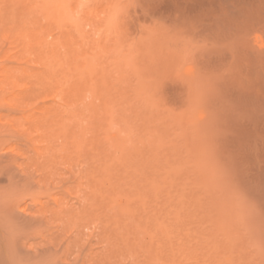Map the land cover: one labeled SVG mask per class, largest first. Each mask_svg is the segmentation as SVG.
<instances>
[{
    "label": "bare ground",
    "instance_id": "6f19581e",
    "mask_svg": "<svg viewBox=\"0 0 264 264\" xmlns=\"http://www.w3.org/2000/svg\"><path fill=\"white\" fill-rule=\"evenodd\" d=\"M2 1H1L2 4L0 3V5L3 6L2 8L0 6V11H3L2 14H0V264H100V262L102 263L104 261L106 263V262H108L107 261L108 258H105V260L102 258L103 261L100 260L99 258H101V256L98 257V254H99V250L97 249L98 247L91 245L92 243L89 241L90 238H93V241L95 242L94 235H93V233L95 232V231H93L94 229L91 230L92 233L90 232L91 235L88 237L89 239H87V240L86 239L82 240V238H80L82 236L78 235V232L80 231L79 230L80 226H81L82 230L84 228L85 229L87 228V225L83 226V224L85 222H87V221H85L86 219H84L86 217L85 210L87 208L84 207V205L82 203H81L82 205L80 204V202H79V200L81 201L80 197H79V199H77L75 194H73V193L72 194L70 193L71 195L68 194L69 186H66V185L67 184L69 185V183H71V182L66 181L67 177L65 180V176H63L64 178L61 176L60 177L51 176L53 173V169L51 170L52 172L49 173V175L46 174V170H44L45 165H43V164H45V162L48 165H49V162H51V165H52L51 168L55 167V166L53 167L52 159L53 158L57 159L58 155L56 156V155H54V153L62 150L64 147L62 149L60 147H62L63 143L65 145L68 142V140H70L69 138H68V140L66 138H64V137H66L65 135L69 134V132L71 131V129H67V126L65 125V122H64V121H66L65 118H69V117L66 116V113L68 115V112L66 111V106L62 105L63 103L66 102L67 97L65 95H63L62 98L61 97L58 98L59 101L63 102V103L62 102H59V103L62 106H65L64 107L65 109H64L61 105H59L57 103L58 100L55 101L54 97L56 98V96H50L49 95L47 97H50L51 99L48 98L49 100L46 99L47 101L45 100V102L41 100L40 102H42V103L37 102V104L33 105L32 103H34V101L32 102L31 100H35V103H36V98L28 97V96L25 97L26 99L22 98L18 94L19 93L18 90H16L18 93L17 94L15 93L16 92L15 88L18 86V85H15L18 82L17 83H15V82H16V79L19 81L18 73H20V72H18V70H19L18 64H16L19 57L16 56L17 52H16V49L13 45L15 43L16 47H17L18 44H20V42H21L19 39L18 40L20 42H16V41H18L15 39V36H16L15 33L16 32L17 33L20 32L21 35L17 34V36L19 35L20 36L19 38L21 40H22V37H24V39H26V37L24 36V34H26V33H27L26 36H28L29 34L31 35L32 42L35 39H37V41L40 42L41 39L43 38L44 43L40 42L38 48L35 46L38 54L40 55V57L38 56L39 59L37 58L38 62L43 67L41 68L38 64V68L40 67L39 68L40 70L37 67H34L33 69L31 68L32 71L30 69L26 70V71H29L30 75L28 78L33 79V83L35 82V77H37V79L39 78L38 83L39 84L41 83L39 85V87L41 85H43L41 87L44 88L48 85V87L49 86L52 87V90H53L52 94L55 95L56 93H59L63 90V87H64L63 85H65V82H66V79H65L66 75H67L66 76L67 80H70V78L68 79V75H70L72 73L71 70L72 71L75 70V73H76V74L74 73V75H75L74 79H75L76 83L72 82L71 84L76 85L78 82L79 83L83 82V80H81L82 78L79 77L81 82L78 78V75H79V74H77L78 68L77 69L74 68L73 62L75 63V61H73V58H72V60H71V58H68L69 62L66 61L67 60V54H68V52L70 53L69 50H72L74 48V51H75V48H76V47H73L71 49V47H69V45H68L70 42V39L68 38V36H69L68 33H66V31H65V30H67V28H66L67 23H64V21L62 20L63 23L62 22L61 23L64 25H60V26H62V28H63V29L61 28L63 30V32H61V35L64 36L66 33L68 40H66L67 39L66 36H64V37L60 36V32H58V30H59L58 28H60V26L57 25L58 23H60L57 20H60V19L58 18L59 16L55 18L54 16L56 14L55 15L53 14L54 12L55 13L57 12V14H60V12H61V14H62L61 10H62V8L65 7V5H66L65 2H67V1L63 2L61 0L62 3L65 4V5H63V4H60L61 3L60 1L58 3H56V1H58V0H55L54 4H56V6L57 5L59 6V4H60L59 7L61 8V10L57 6L56 10L55 11L53 10V13H52L53 16H51L52 18L50 17V15L47 14V12L49 13V11L46 12V10L51 6V3H53V0L52 1L51 0H42L44 2L36 0V2H39V4H36L37 7L32 4L34 2V0H32L33 2H31L32 6L29 3L30 0L29 1L26 0L28 3L27 2L22 3V1H24V0H22V1L14 0L15 3H13V0H2ZM16 1H19V3L17 2L18 5L20 3H21L20 5L23 4V8H21V9H24V10H25L24 5L27 4V6L25 5L27 10L24 11V10L20 9L18 11L16 8L17 7L19 8L20 5L19 6L16 5ZM73 1H76V2L73 3ZM73 1L71 0V2L69 1L70 4H67V5H70V9L72 7L74 10H76V9L80 10V8H81L80 6H78L77 8L73 7V6H77L76 3H78L81 0H79V1L73 0ZM88 1L86 0V3ZM94 1H97V0H94ZM94 1L91 0V2H94ZM118 1H120V3H121V0H118ZM4 2H6L5 4H7L6 8L4 7V5H5ZM91 2L89 1L90 4H87V6L90 5L89 7H91ZM107 2H109V1L106 0V3H104V1H103L104 4L102 3L103 4L102 8L104 6H106V7H104V10L101 8L102 9L101 11H105V13L107 14V16H105L106 15L105 13H104L105 15L103 14V16H105V18L107 20H108V18L111 17V14L115 15V13L119 14V12L121 14L123 11L122 15H124V14L126 15V17H125L126 20H127L128 16H132L129 18H132L133 21H130L131 19L128 20V24L130 22H132L129 24V27L133 26V22H134L136 25L137 31L141 30V31H139L140 32V37H139L140 39H141V36H145V35L148 36L149 33L151 36L152 32H153L154 36H157V38L160 36L162 39H168V37H171L174 42L178 43L177 45H181V47H183V49L186 51L184 54H187V55H183V56H187L189 59L195 61L196 65H197L196 74L192 77V79L189 83L185 84L184 86L181 85V87H178V88L177 87H175L174 89L172 88V90H169V92L168 91L167 92L171 96V98H170L171 101H173L176 104L179 103L178 105H181L180 103H182V106L184 104L183 102H185L184 100L187 97L193 96L191 94H194L195 90H196V92L194 95L195 96L197 94L200 95L199 98L195 101H198L199 99H201V97H202L201 100L205 101L204 104L206 107H208L207 108L208 115L205 119L200 121L201 123H199V124L202 126L200 128V130H202V133L205 136L204 142L206 144H208L207 146H209V149H207V150H209V153L213 157V160H215L216 163L218 164V165L214 164V165L218 166V167H216V170H218V168L219 169L221 168V170L224 171L223 173H226L227 176H229V177L226 176V178H228V179H226V181L230 182L231 188L235 192V196H236V199H237L238 204H239L238 207H239L240 213H238V214H240V218H241L240 224L242 226L241 225L237 226V227L241 226V230H240L241 236L238 239L239 240L237 242L238 244L235 243V245H236L235 246L233 243L229 242L230 244L227 243V245H226V247H228V245H229V247L226 249V252L223 253L221 251L222 254L219 253V251H220L219 248L221 247V249H222V246L218 244V243H220V241L217 239L218 242H216L217 240L215 239V237H212V235H211V237L209 235H207V233H210L209 232L210 227H212L210 231H212V230L214 231L215 229L217 230V228L214 229L213 227H215V226H212L213 224L210 226V224L213 223L212 222L213 220L210 219L208 222L205 219V215L203 217V214H202L205 211V208L202 210L203 205L208 203V201L203 200V199H205L206 195L204 194V197H200V198H202L201 199L202 201H206V202H201V200L198 199L202 203V207H200V206H197V204L199 205V203H200L199 201H197V198L195 196V194L197 192L196 193L193 192L196 188L191 190V192H189V193L193 192L192 196L194 197V199L196 198V202L193 198L189 197V196H191V194L187 195V193H186V195L188 196L187 197L188 201H190L189 198L191 200H194V201H190L189 203L191 204V202H195V204L194 203L191 204V207H192V205H195L194 207L201 209L200 210L201 212L200 213L198 212L199 215L196 212H194V217L192 215L193 219H191L190 214L192 213L193 210L190 209V211H189L190 204L187 203V198L184 197V198H186V199H184V200H186L185 202L182 201V199L179 201L177 200L179 198L176 199V195L178 193V192L176 193L174 191V188L176 185L173 186L174 188L168 187L171 184L174 185V183H173L174 181L171 184H168L166 187V184H167L166 181L168 180V177L166 178L167 180L165 181V179H164L165 182L163 181L162 183L165 184V188H166L167 192H168V190H172V191L168 192V194L171 193L170 195H168L167 192H164L165 191L164 187H160L161 185L163 186V184L159 183V179H161L160 176L158 177L159 174H156L157 175L156 176L155 174H152L153 172L150 173L148 171V170H150V171L154 170V168H156V166L154 168H150V167H153V165L150 164V161L149 162L147 161V163H149L150 167H148V170H145V171L150 173V177L156 176V178L154 177L155 180L158 179V180H156V181L154 180V181L159 183L160 186L157 185L159 188H161V189L163 188V190H160V191H161V193H163V192L165 193V194H162V196L164 195L163 196L164 200L166 199V197H168V196L170 197L174 193L173 196H171L170 198L168 197L167 200H165L167 202V204L169 202L168 199L172 200V197H174V195L176 193V195L173 199L174 201H172L174 204V207H176L177 205L178 206L180 205L183 208V210H181V208L177 209L178 208V206H177L176 210L182 212L183 214L178 212V214L180 213L179 217H176L175 215H177V211L174 210V207H172V209L174 210L173 212L176 211V213H175V215H173L171 212L170 214L172 216L170 215L171 217L169 218V220L173 221L172 217L175 216L176 218H179V219L181 218L180 220H178V219H175V217H174L175 220H178V224L179 223L182 224L183 218L180 217V215L181 216L183 215L186 217L187 215H185V214H188V212L185 213L186 212L185 209L187 208L188 209L187 211L190 212L189 219H191L192 222L188 218L184 217L185 222L182 225H185L188 223L190 224V226L192 223H193L192 224L193 226L195 224L202 225V227H200V228H199V226H197V227L194 226L195 228H193L191 226L192 228H189V225H186V227L189 230H186L185 226L183 227L182 225H180V227L184 230V233H183V230L181 228H179V225L177 226L179 230L181 229L182 232L181 231H179V232L182 235L185 234V231H192V230L197 231V229L199 231L201 229L200 230L201 234L203 233V235L205 236V238H201V237H204V236H201L200 237L201 239H200L199 238V236L201 235L200 232L194 233L192 231L195 234V235H193V237L196 236V234L197 235L199 234L198 238L194 237V238H197L199 242L201 241L200 242L201 244H199V242H198L197 246L195 244H194L195 246H193L192 242L194 241V239L193 240L188 239V242L192 243V245H191V243L188 244L186 242L187 239L184 240V242L187 243V244H185L184 242H182L183 239L180 238L181 243L184 244L183 247L185 249H186L187 245L192 246L189 248H193V253H192L193 255L190 253L192 251L187 253V254H191L192 257L190 258L188 256L189 258H187V259L191 260L194 257L198 258L197 257L198 254L195 253L197 250L199 252V255H201L200 258H198L199 260L208 256L209 260L204 259V261H206L207 264H210L209 262L211 261V259H215L216 261L221 260L220 263L224 262L225 264H264V0H122L121 5L125 4L126 9L124 8V6H122L125 11L121 10L122 7H120L119 9L117 8L121 5L119 3H117L115 0L113 2H116V3L112 4V6L110 4L112 1L109 2V4ZM9 3H11V4H9ZM81 3L82 2L78 3V5H80ZM42 4H43V7H42ZM85 4L83 6H85ZM95 4H93V5H95ZM9 5H11L12 7L10 6L9 9L6 10ZM61 5L64 7H61ZM96 5L98 6V4H96ZM28 6H30L31 8H28ZM38 6H40L39 10L41 12V15L39 14L40 12H37V14L35 16L33 14L36 13L35 9L38 10V8H39ZM45 6H46V8H45ZM83 6H82V8H83ZM113 6H116V7L112 8ZM20 7H22V6H20ZM10 8H12L13 10L11 9L12 10L11 11ZM53 8L54 7L49 8V9H53ZM107 8L113 9L112 11L114 13H112V11L108 12ZM115 9L119 10V12L118 11L115 12ZM4 10L7 11V13H8V11H10L9 13L11 14V16L9 13L7 14L6 12H4ZM65 10H66V12L68 11L67 9H65ZM126 10H128L127 12H130L129 14H131V15L124 13V12H126ZM16 11L20 12L21 14L15 13ZM43 11H45V13H46V15H48L49 19L43 13ZM82 11L83 10H81V13H83ZM23 12L27 15V16L25 15V20L27 21L26 22L27 24L25 26L29 28L26 30V33H25L24 28H23L24 23L22 22L23 16H24ZM76 12H78V11H76ZM99 12L100 11H98V13ZM3 13H5V14H3ZM19 14H20V16H18ZM30 14H31V16L29 18ZM15 15L18 17L17 20H20V21L16 20ZM74 15H76V14H74ZM77 15L79 16L78 18H80L79 12ZM83 15L85 18L86 14H83ZM83 15H82V17H83ZM61 16H60V18H61ZM119 16H121V15H116V17H119ZM36 17H37V19H36ZM89 18L91 19L90 16H89ZM102 18L105 19L104 17H102ZM123 18L121 17V19H123ZM43 19L44 20H50L51 19L50 20L51 22H49V21L46 22ZM53 19H57V20L53 21ZM61 19H63V18H61ZM73 19H74V17H73ZM86 19L87 18H85L84 20H86ZM90 19H88V20H90ZM103 19L101 20V22L104 23L106 21V19L105 20H103ZM40 20L44 22L45 27H44V25H43V27L45 29L41 26L43 24V22H41ZM88 20H87V22H88ZM95 20L97 21L99 19H95ZM112 20H114V18ZM80 21H81V19H80ZM93 21H94V19H93ZM48 22H49V24H48ZM54 22H55V24H54ZM87 22H85V23H87ZM101 22H98L99 27L103 26V25L100 26ZM15 23L16 24L18 23L17 24L18 26ZM21 23H23V24H21ZM28 23H29V25H28ZM50 23H52V26ZM73 23H71V24H73ZM88 23H87V25L92 24L91 21H90L91 24H88ZM19 25H21L20 26L21 28L19 27ZM36 25H38V26H36ZM47 25H49V26H47ZM68 25H70V23H68ZM75 25L76 24H74V26ZM32 26H34V27L36 26L35 29H33ZM71 26H73V25H71ZM92 26H94V22H93V25H91V28H92ZM95 26L93 28H95ZM115 26H113V27H115ZM41 27H42V29H40ZM78 27H80V25ZM137 27H139V30ZM51 28L52 29L56 28L57 31L55 32L53 30H56V29L51 30ZM121 28H122V26H121ZM36 29H37V31H36ZM48 29H49V31H48ZM45 30L47 33L45 32ZM68 30H69V32H71V34L73 33V30H71V28L69 29V27H68ZM94 30L95 29H92L93 32H94ZM115 30H116V28H115ZM130 30L133 31L132 28H130ZM35 31H36V35H35ZM77 31H75V32H77ZM80 31L81 30H79V33H80ZM87 31H89V33H90V30H87ZM95 31H97V30H95ZM107 31H108V29H107ZM118 31L119 30H117V32ZM127 31L129 32L128 29L126 30V32ZM142 31H144V32H142ZM158 31H160V33ZM28 32H30V33L28 34ZM31 32L33 33V36H32ZM51 32L53 33V35H55V37L52 35ZM105 32L106 31H104V32L101 31V35H102V33H105ZM141 32L143 34L146 32V34L143 35ZM157 32L159 33L158 34L159 36L156 35ZM56 33H59V34H56ZM83 33L86 34V32H83ZM40 34L41 35L43 34L42 36H45V35H48V36L47 37L46 36L40 37L41 36ZM111 34H112V32H111ZM132 34L135 35V33H132ZM34 35H35V39L32 38V37H34ZM75 35H77V33ZM75 35H73L74 38H77V36L79 38L81 34H79L77 36H75ZM128 35L129 34H127V36ZM49 36H51L50 39H49ZM56 36L57 37L60 36L58 38L59 40L57 39ZM73 36H72V38H73ZM85 36L88 39V35L86 34ZM110 36H112V35H110ZM163 36L167 37V38H164ZM149 37H147V38L149 39ZM16 38H18V37H16ZM47 38L49 40H47ZM131 38H132V36H131ZM139 38H137V39L134 38V39L138 40ZM144 38H146V37H144ZM28 39H30V38L28 37ZM80 39L81 38H79V41H78L79 46L82 44L81 43L82 41ZM30 40H26L25 45L27 42H28V44H30L31 43ZM55 40L58 41V43ZM76 40H78V39H76ZM135 40H134V42H135ZM23 41H25V40H23ZM59 41H61V42H59ZM84 41H86V40H84ZM38 42H36L37 43L36 44L34 41L32 43L33 44L32 46L38 45ZM46 42L49 44V45L47 44L48 47L46 45ZM73 42H75V41L73 40ZM166 42H167V40L165 41V43ZM41 43H43V44H41ZM54 43H55V45H54ZM76 43L74 46L78 45V43H77V45H76ZM153 43H154V41H153ZM159 43H161V42H159ZM165 43L163 46L168 47L170 44V43L167 44L168 43L167 42L165 45ZM58 44L60 46H58ZM62 45H63V48H65V49L61 48ZM71 45H73V44H71ZM19 46H21V45H19ZM32 46L30 45L29 47H32ZM57 46H58V48L60 47L59 51L60 50H66V51L68 50L67 54L65 53L66 51L58 52ZM65 46H67V47H65ZM171 46H172L171 48L174 49L175 45L174 46L171 45ZM39 47L43 49L42 52L39 50L40 49ZM68 47H69V49H68ZM81 47H82V45H81ZM51 48L52 49L56 48V49H54L53 51H50V50H52ZM171 48L168 47L169 50ZM19 49H20V47H19ZM44 49H47V50L44 51ZM82 50L83 49L79 50L78 53H80V51H82ZM172 50H171V52H172ZM47 51H49V52L47 53V56H45ZM55 51L57 54L56 53L53 54V52H55ZM177 52L179 53V51H177ZM42 53H45V54H42ZM51 53L56 59L55 58L53 59V56L51 55ZM58 53L60 56L63 53L61 56L62 58L57 56ZM65 54H66V59H65L66 62L63 59V56ZM168 54H167V56H168ZM176 54L177 53L172 54V56H170L168 58H171L173 60V58H175L173 56ZM74 55L75 54H73V56ZM70 56L73 57L72 54ZM183 56H182V58H183ZM68 57H69V54H68ZM76 57H77V55H76ZM79 57L80 56L78 54L77 58H79ZM44 58L45 59L49 58V60L50 59L51 60L50 61L46 60V62L45 61L42 62L43 60H45ZM176 58H177V56H176ZM59 59H61V61L63 60L62 62L60 61L61 62L60 64H62L64 62L63 65L65 67L63 65H62V67H64V68L69 67L68 70L66 69L67 70L66 74L64 72L65 76L63 73H61V72H63L64 68L62 70L61 65L58 62ZM52 60L53 61L57 60V62L54 63ZM74 60H75V58H74ZM77 61H79V59H77ZM18 62H19V60H18ZM49 62H50V64H49ZM52 62L54 64L58 63V65H60V67H58L57 65H54V64L52 67V65H51ZM70 62L72 63V65L70 64ZM65 63H66V65H65ZM67 64L69 65L68 67H67ZM45 65L46 66L51 65L50 67H48L49 69L47 68L48 71L46 70ZM54 66H55V68H56V66L58 68V69L56 68V71H54L55 69H53ZM76 66H80V65H77L75 63V67ZM70 67H72L73 69ZM43 68H45L46 71ZM59 68H61V69H59ZM35 69L37 70V72ZM60 70H61V72H60ZM50 71H52V73ZM69 71H70V73H68ZM39 72L41 74H39ZM54 72H55V74H56V72H60L61 73L60 78L58 77L60 75V73H58L56 76V75H54ZM78 73H80V75H81V73H82V75H84L82 71L78 72ZM35 74H37V76ZM50 75L52 77H50ZM16 76H17V78H16ZM31 76L33 78H31ZM42 77H44V80H47V82L44 83ZM45 77H46V79H45ZM57 78H59L60 80L63 79L62 82H60V80H58L59 83H57ZM76 78H78V79L76 80ZM83 78H84V76H83ZM49 80H51V82H49ZM85 80H86V78H85ZM30 82L32 83V80H30ZM54 82L57 84H55ZM35 83H37V80ZM35 83H34V85L38 86V83L37 84H35ZM48 83H52L51 85H53V84L54 85L51 86ZM81 84H83V83H81ZM61 85L63 87H61ZM146 85L148 88L147 90L149 91L150 86H148L147 83H146ZM7 86H8V88H7ZM53 87L56 90L53 89ZM59 87H61V88H59ZM16 89H18V88H16ZM66 93H68L67 90H66ZM64 97H66V99ZM193 97H191V98H193ZM197 97H195V98H197ZM19 98H21V101ZM18 99H19V101H18ZM60 99H62V100H60ZM64 99H65V102H64ZM22 100L27 102V103H24L26 106V109L27 108L29 109V106H30V105H28L29 101H30V104L33 105V107L36 105L37 106L34 107L35 109L34 108H33V110L31 109L32 111L31 110H29V111L20 110L19 103H20L21 107L23 108ZM187 100H189V98ZM69 101L67 99V109L69 108L68 107V104H70V103H68ZM185 103H187V102H185ZM62 109L65 110L66 113L62 112L61 111ZM62 113H64V114H62ZM62 115H65L64 118ZM24 116L30 117L31 120H29L28 118H27L28 120L26 119V121H29V122L31 121L29 123L30 127L29 126L26 127L27 125L24 126L25 123H24V125H22V122L19 121L20 119H23V121L26 122L25 121L26 117H24ZM22 126L25 127L26 130H23L24 128H22ZM65 126H66V128H65ZM19 127H21V128H19ZM60 129L62 130V133L63 132L66 133V134L63 133L64 137H63ZM66 131H68V132H66ZM37 132L39 134H36ZM51 132H52V134H51ZM53 132L54 133L56 132V134H58V132H59L58 135L55 134V139H53V136H54ZM148 132H150V131H148ZM151 132H153V130ZM60 133H61V139L59 138ZM73 133H75V132H73ZM142 133L143 132H141V134ZM32 134H33V136H35V134H36V138L33 137ZM46 134L48 137H50L52 139L47 138V139H49V140H47ZM50 134H51V136H49ZM71 134L72 133L70 132V136L67 135V137L72 138ZM137 135H139V134H137ZM143 135H145V134H143ZM73 136H74V134H73ZM152 136H153V134H152ZM152 136H149L150 138L148 137L149 138L148 140L153 138V142H154V140L156 141V138L154 136L153 137ZM28 137H30V138H28ZM112 137L113 136H111V138ZM115 137H116V135H115ZM140 137H142V136H140ZM140 137H139V140L142 139V141H143L144 138H140ZM143 137L147 138V136H143ZM37 138H40V140H38ZM118 138L120 139V137H118ZM118 138H116L117 141H118ZM60 140L62 143H60ZM123 140L126 141V139H124V138H123ZM123 140L121 137L119 142H117L116 140L115 141L118 144V143L122 142ZM125 141H123V142H125ZM135 141L136 140H134L132 143H134ZM34 142L37 144H35ZM53 142H55L57 144L52 145ZM123 142L121 144H123ZM59 143L61 144L59 147L60 150L57 148V146H59ZM143 143H144V141H143ZM145 144H147V143H145ZM206 144H205V146H206ZM55 145H57V146H55ZM150 145H151V143L149 144V146ZM131 146H133V145H131ZM140 146H142V145H140ZM144 146H143L142 151L144 150ZM146 146L149 148L148 145H146ZM52 147H54L55 149L57 148L56 149L57 151ZM65 147H66V145H65ZM133 147H136V146H133ZM153 147L155 148V146H153ZM123 149H124V146H123V148H120V152L123 151ZM126 149L128 150V148H126ZM126 149H125V151H126ZM129 149H131V151H132L135 148L134 149L129 148ZM145 149H146V147H145ZM152 149H150V150H152ZM118 150H117V152H118ZM157 151L158 150L156 149V152ZM50 153H53V154H50ZM147 153H149V150H148V152L146 150V155H148ZM163 153H166V152H163ZM207 153H208V151H207ZM207 153H205V154L207 155ZM52 155H54V157ZM121 155L124 156L123 152ZM132 155L129 158V160L133 159L134 160L133 163H134L135 159L132 158ZM140 155L141 154H139V153L136 154V157L138 158L137 161L144 160V162H141V163L139 162L140 164L143 163L142 166L139 165V167H144V164H146L145 163L146 158L145 159L143 158L145 155L143 157L141 155L142 160H139V158H141ZM151 156H153V155H151ZM158 156H160V153ZM207 156H209V155H207ZM124 157H126V156H124ZM204 157H205V155H204ZM48 158H50V159L48 160ZM148 158H149V156H148ZM167 158H168V156H167ZM210 159H211V157H210ZM54 160H53V162H55ZM213 160L211 159L212 162H214ZM24 161H26V162L28 161L29 163L27 162L28 164L25 165ZM39 161L43 163L42 164L43 168H42V165H41V168L43 171V175H44V171H45L46 176H43L42 172H41L42 176H40V174L38 176L37 175L34 176L36 174V172H34V170L36 168H38V166L37 167H35V166L37 164H40V163H38ZM130 161H132V160H130ZM130 161H128V162H130ZM159 161L161 163V159ZM163 161H162V163H163ZM207 161L210 162V160H208V159H207ZM23 163H24V166L26 168H27V166H28V168H31V169H32V167H34L35 169H33L32 171L35 174L30 175V174H27L28 172L25 173V171H28V169H26V168L21 169ZM30 163H33V164L29 165ZM34 163H37V164H34ZM133 163L130 165L133 166ZM153 163H155V162H153ZM126 164H127V162H126ZM171 164H172V162H171ZM171 164H170V162L168 163V165H171ZM130 165L128 163V167ZM135 165H138V164H135ZM173 165L175 166L176 164H173ZM24 166H23V168H24ZM124 166H125V164H124ZM46 167H48V166L46 165ZM49 167L47 168L48 169L47 173L50 172ZM145 167L147 168V164L145 165ZM161 167H162V170H163V168H165V166L163 167L162 165H161ZM126 169H127V167H126ZM142 170H143V168H142ZM156 170H157V168H156ZM156 170L154 172L158 173L159 171L157 172ZM130 171H131V169H130ZM134 171H136V170H134ZM165 171H168V168H167V170L165 168ZM30 172L31 171H29V173ZM33 172H31V173H33ZM169 172H171V171H169ZM173 172H171V173H173ZM177 172H178V170H177ZM37 173H40V172H37ZM135 173L136 172H134L133 174H135ZM145 173L146 172H144V174ZM167 173H165V174H167ZM220 173L222 174V172H220ZM133 174H131V175H133ZM139 175H140V173H139ZM147 175H149V174H146V176ZM168 175H169V173H168ZM161 176H162V174H161ZM95 177L94 178L97 179V177L99 178L100 176H95ZM102 177L104 178V176H102ZM150 177L147 176V183L149 180L148 178H150ZM90 178H89V180L94 182L92 180L94 178H92V179H90ZM154 178H152V179H154ZM101 181H99V182L101 183ZM95 182H97V181L95 180ZM140 182H141V180H140ZM145 182L142 181L141 184H144V187L147 185L146 186L147 191L150 192L151 188H149V185L146 184ZM108 183H109V181H108ZM73 184H72L73 188H75L74 185H76V184H78V186L76 188H78V189L80 188L79 187L80 183H76L74 185ZM87 184H88V182H87ZM151 185H153V184L151 183ZM140 187L142 189L143 185H141ZM152 187L154 189L155 188L157 189L156 186L155 187L152 186ZM167 188H168V190H167ZM197 190L199 191V189H196V191ZM160 191H158V194L160 193ZM177 191H179V190L177 189ZM187 191H190V190H187ZM69 192H71V191H69ZM149 192H146V194H148V196H149ZM153 193H150V196L156 198L155 194L153 196ZM155 193H157V192H155ZM179 193H180V191H179ZM166 194H167V196H165ZM72 195H74L75 198L70 197ZM178 195H181V194H178ZM145 196L146 197H144V198H147V200L148 199L151 200L147 204H150L153 202L156 203V201H157L156 199L154 200L150 196L149 197H147V195H145ZM177 197H179V196H177ZM162 198H161V202L158 201L159 203H163L162 201H164V200ZM206 198H207V196H206ZM125 200H124V203H125ZM176 200H177V202H179V204H175ZM207 200H208V198H207ZM158 202H157V204H155V203L152 204L153 206H155V205L159 206V209L157 208V210H156L157 213H158V210L161 209L160 208L161 206H165L164 210L166 209V206H167V204H164V203H163V205L162 204L158 205ZM183 202L186 203L185 205L188 204L189 207H187V206L185 207V205H184V207H185V209H184V207L182 205ZM197 202H199V203H197ZM129 203H131V202H129ZM122 204H120V206ZM149 206L151 207V208L149 207V209H151L153 211V206H151V204ZM83 207H84V209H82ZM122 207H124V206H122ZM196 208L194 209V211L198 210ZM147 209L148 208L143 209L142 211H144V210L146 211ZM154 210H155V207H154ZM161 210H163V208ZM212 210H215V207L211 206L210 212ZM86 211H88V210H86ZM142 211L140 210V212H142ZM166 211L169 214V211L168 210H166ZM166 211H163V212H166ZM183 211H185V212H183ZM207 211H209V209ZM148 212H149L148 215H150L151 212L150 211H148ZM82 213H84V214H82ZM153 213H154V211L152 212V214ZM195 214H197V215L195 216ZM164 215H166V213ZM73 216L76 218H74V221L72 220V222H71V218ZM82 216H83V218H82ZM163 216L161 215L162 220L164 219V222H162V223H164V225H165V222L167 221L166 219L169 216H167V217L165 216V218H163ZM199 216H201L204 219V221H202L201 217H199ZM77 217H81L80 221L82 223L84 221V223L81 224L78 221L79 219ZM93 217H94V215H93ZM194 218H196L195 221H193ZM197 218H199V220H201L200 222L204 223V224H201ZM206 218H207V216H206ZM76 219H78V220H76ZM94 219H92L91 221L93 222ZM186 219L188 220L187 223H186ZM216 219L217 218L215 217L214 220H216ZM158 221H160V220H158ZM179 221H181V222H179ZM196 221H197V223H195ZM210 221H211V223H210ZM77 222H79V223H77ZM205 222L206 223L208 222L207 223L208 225ZM226 222H227V217H226ZM231 222H233V221H231ZM93 223H92V225H93ZM171 223L169 222V224H171ZM223 223H224V221H223ZM228 223H229V220L226 224L228 225ZM234 223H237V221ZM78 224H80V226ZM215 224L218 225V220L216 221ZM226 224H224V225H226ZM88 225H89V222H88ZM155 225H157V227L160 230V227L162 226L161 222L156 223ZM166 225H167V223H166ZM173 225L174 224H171V226L169 225L170 227H172V230H174ZM176 225L177 224L175 223V229L177 230ZM203 225H204V228H203ZM221 226H222V224H221ZM226 226H225V228L228 229ZM217 227L219 230L220 226H217ZM228 227H230V226L228 225ZM165 228H166V231H168L167 230L168 228L167 227H165ZM161 229H162V227H161ZM204 229H206V230H204ZM207 229H209V230H207ZM226 229H225V231H226ZM170 230H171V228H170ZM170 230L168 231L169 233H170ZM216 230H215V232H216ZM231 230H232V227H231ZM231 230H230V235L232 232ZM163 231H165V230H163ZM166 231L163 233L164 236L168 234ZM175 231H173V232H175ZM205 231H206V233L204 234ZM219 231L216 232L218 237H219V233H221ZM221 231H222V229H221ZM177 232H178V230H177ZM177 232H176V234H177ZM192 232H190V233H192ZM82 233H84V232H82ZM186 233H188V232H186ZM225 233H227V231ZM234 233L236 234L235 230H234ZM157 234H158V232H157ZM161 234H160V236L162 238L163 235H161ZM180 234H177V236L178 237H184V236H179ZM172 235L169 234L170 237ZM188 235H190V234H188ZM188 235H185V237ZM232 235H233V233H232ZM232 235H231V237H233ZM77 236L79 237V239H81V240H79L80 242H78V241L75 242V239L78 238ZM87 236H88V234H87ZM169 236H168V239L170 238ZM174 236H176V235H174ZM207 236L210 237L211 239L214 238L215 240L213 241V239L211 240ZM213 236H216V235H213ZM193 237L191 234L190 239H192ZM161 238H160V240H161ZM166 238L164 239V243H165V240L168 242L173 240V239L168 240ZM188 238H189V236H188ZM236 238L237 237H235V239ZM204 239L206 240L204 242L208 243L211 247L207 248L208 247L207 244L205 245L203 242ZM207 239H210L211 242L209 243V241ZM90 240H92V239H90ZM177 240H178V242H177ZM177 240H175V242L172 241L171 243L173 245L176 244L175 246L178 247V245H181V244H178V243H180L179 242L180 240L179 239H177ZM87 241L89 243H86ZM212 241L214 242V244L217 243L218 246L216 244L214 246ZM235 241H237V239ZM82 242H85L86 244H88V249L86 248L87 245L85 243H84L85 245H83ZM162 243H163V241H162ZM95 244H96V242H95ZM172 244H170L171 247H174V246H172ZM202 244H203V247L201 246ZM231 244H232V246L230 247ZM168 245H169V243H168ZM198 245H200L202 248H200V246L198 247ZM92 246H94L95 249H93ZM89 247H92V248H89ZM179 248L181 249V254H182V249H184V248H182V246ZM194 248H197V249L194 250ZM185 249H184L183 253H185ZM201 249H204L205 252L204 253L201 252L200 251ZM173 250H175V249L172 248L170 252H172ZM175 251H178L177 248ZM200 253H202V254H200ZM171 254H172V256H175L176 254L179 255V251H178V253H175V255H174V251ZM194 254L196 256H194ZM109 262H108V264H111ZM197 263H198V261H197ZM213 263L214 262L211 261V264H213ZM192 264H194V263H192ZM199 264H201V261H199ZM202 264H205V263L203 262Z\"/></svg>",
    "mask_w": 264,
    "mask_h": 264
},
{
    "label": "rangeland",
    "instance_id": "374dc122",
    "mask_svg": "<svg viewBox=\"0 0 264 264\" xmlns=\"http://www.w3.org/2000/svg\"><path fill=\"white\" fill-rule=\"evenodd\" d=\"M1 1H0V3H1ZM19 1H22V0H19ZM19 1H16V5H18L17 2L19 3ZM38 1L44 2L42 0H38ZM59 1L61 2L60 4H63V5H65V4L62 3V1L63 2L67 1V2H65L66 3L65 7L61 5V7H64V8H62V10L59 7L60 4H59V6L57 5L60 8V10L62 11V14H61V12H60V14H57V12L53 13V10L55 11L56 8H57L56 4H54L55 0H53V3L50 2L51 6L49 7V8L54 7L55 9L54 8L53 9H49L47 7L48 9L47 10L45 9V10H46V12L47 11H49V13L51 12L50 14L47 12V14L50 15V17L53 16L52 13L54 15L56 14L54 16L55 18L59 16L58 18L60 20H57L58 19L57 18V19H53V21L57 20V21H59L61 23L62 20H63L64 23H67L66 25L69 27V29L71 28V30H73V33L78 30L74 34L72 33L73 35H75L76 33H77V35L81 34L79 38H81L80 40L82 41L81 42L82 44L81 43L80 44L82 45V47H81V45L79 46V42H78L79 38H78V36L75 35V36H77V38H74V36L71 34V32H69L68 27L65 25L66 28H67V30H65L66 33H68V35L71 38L73 36L72 39L68 36V38L70 39V42H69L68 45H69V47H71V49L73 47H76V48H75V51H74V48L72 50H69L70 53L68 52V50L67 51L66 50H60V51H66L65 52L66 54L68 52L69 57H68V54H67V60L66 61L69 60L68 58H71V60L73 58V61H75V63L77 65H80V66H76L75 67V63L73 62L74 68L75 69L78 68L77 71L78 72L82 71L83 74H84V75H82V73H81V75H80V73H78L76 71L77 74H79L78 78L79 77L82 78L81 80H83V82H81L80 78H79V80L83 84H81L79 82L76 85L71 84L72 82H75V79H74L75 78L74 77L75 76L74 75L75 70L72 71L70 69L72 73L70 75H68V79L70 78V80H67V77H66L67 75L65 76V74H66L67 70L69 69V67H68L69 65L67 64L68 68H64L65 67L63 65L64 62L62 64H60L63 61V60L61 61V59H59L58 62L61 65L62 70H63V68L65 70V71L63 70V72H61V70H60V72L63 73V74L65 72L64 76H65L66 82H65V85H63L64 87L61 85V87H63L64 91L62 90L59 93L55 92L57 95L56 94L53 95L52 94V91H53L52 87H50V86L48 87V85L46 86L47 88L46 87L42 88L41 86H43V85H41L39 87V85L41 84V83L40 84L38 83L39 78L37 79V77H35V82L37 80L38 86L34 85L35 82L33 83V79H29L28 78L30 73H29V71H26V70L30 69L32 71V69L34 67L38 68V64H39L38 56L40 57V55L38 54V52L36 50V47L38 48L39 43L43 42V38L41 39L40 37H45V36L47 37L48 35L42 36L43 34L42 35L40 34L41 36L39 38L41 39V41L38 42L37 39H35V35H36V31H37V29H36L35 35L32 38L35 39V40H33V42L34 41H35V43L38 42V45L32 46L33 42H32V39H31V35L29 34L30 32H28L29 35L26 36V34H27L26 30L29 29V28L25 26L27 24L26 23L27 21L25 20V15L26 14L23 12L24 16H23L22 22L24 23V26L23 25L22 26H23L26 34H24L23 32L22 33L24 34L26 39H24V37H22V40H21L19 38L20 37L19 35H21L20 32L19 33L16 32L15 33L16 34L15 39L16 40L19 39L21 42L19 40L16 41V42H20V44H18V46H17L18 48L16 47L15 43L13 45L15 47V49H16V52H17V53L15 52L16 56L19 57V59H18L19 62L16 59L17 60L16 64H18V69H19L18 72H20V73L17 72L18 75H19V81L16 79V82H15V83L18 82L17 84H15V85H18L16 87L18 89L15 88V91L18 90L19 93L17 91L15 93L16 94L18 93L20 95V97H22V98H25L27 96L36 98V103H35V100H31L32 102L34 101V103L31 102L33 105L37 104V102L38 103H42V102H40L41 100L44 101V102H45L46 99L49 100L48 98H50V97H47L49 95L50 96H56V98L54 97L55 101L58 100V98H60V97L62 98L63 95H65L67 97L68 101L70 100L68 102V103H70V104H68L69 108L67 109V99H66V97H64L66 99V102H65V99H64V102L66 104L63 103L62 101H59V100H58L57 103L59 105H61L59 102H62L63 103L62 105L66 106V111L68 112V115L65 112V110L62 109L61 111L66 113V116L69 117V118H65L66 121H64V122H65V125L67 126V129H71L70 132L72 133L71 134L72 138L67 137V135L70 136V132H69V134L65 135L66 137H64V134H66V133L63 132L64 133L63 134L62 130L60 129L63 137L66 138L67 140L69 138L70 140H68V142H67L68 144L65 142L66 143L65 144L66 147H65L64 143H63L62 147H60V145H61L60 143H62L61 140H60L59 146L55 145V146H57L58 149H59V147L61 149L64 147L65 148V149L63 148L64 150L63 149L62 150L59 149L60 151H57L56 150L57 148L55 149L54 147H52V148H54L57 151V152L54 153V155H56V156L58 155L57 159L56 158L52 159L53 167L55 166L56 168L55 167L51 168L52 167L51 162L48 161L50 158H48L47 161L49 162V165L46 164V162H45V164H43L42 162L39 161L38 163H40V164L34 163V164H37L35 167L38 166V168L35 169L34 167L31 166L32 167V169H31V168H28V166L26 168L24 166V163H23L21 169H25V168L28 169V171H25V173L28 172L27 174L33 175V174H35L34 172H36V174L34 176H36V175L38 176L39 174H40V176H42L43 175L42 168H43V165H45L44 166V170H46V174L49 175V173H51L52 172L51 170L53 169L52 175L50 174L51 176H55V177H60V176L63 177V176H65V180H66V177H67L66 181L71 182V183H69V185L68 184L66 185V186H69V191H71V192L68 191V194L69 195H71L72 193L75 194L77 199H79V197H80V199H81V201L79 200L80 204L82 203L84 205V207L87 208L86 210H88V211L85 210L86 217L84 216L85 217L84 219H86L85 221H87V222H85L86 224L84 223V221H83L84 224L80 221L81 217H77L79 220L76 219L81 224H83V226L87 225V228L86 229L84 228L82 230L80 224H78L80 226V229L79 228L78 229L80 231L82 230L81 232L79 231L80 233L78 232V235L82 236V237H80V238H82V240L83 239L87 240V239H89L88 237L92 233L91 230L94 229L93 231H95L94 232L95 234L93 233V235H94V239H95L96 244L93 241V238H90L92 240L89 239V241L92 243L91 245H94L95 247L96 246L98 247L97 249L99 250V254H100V255L98 254V257L101 256V258H99V259L102 260V261H103V259L105 260V258H108L107 261L108 262L110 261L109 263H111V264H190V263L191 264L192 263L196 264L197 261H198L197 264H199V261H201V264L203 262L205 264H207V262L204 261V259L205 260H209L208 256H206L205 258H202V259L199 260L198 258H200L201 255H199V252L197 250H196L195 253L198 254L197 255L198 258L194 257V256H196L194 254V256H193L194 258H192L193 260L192 259L191 260L187 259L189 257L190 258L192 257L191 254L193 253V248H189V247H192L190 245H187L188 247L185 245L186 249H187L186 250L183 247L184 244L181 243V239L180 238L183 239L182 242H184V240L187 239L186 242L188 244L191 243V242H188V239L189 240H193L194 239V241L192 242L193 246H195V245L197 246V243L199 242L198 239H197L199 234L198 235L196 234V236H194V237H197V238H194L193 235H195L194 234L195 232L199 233L201 229L199 231H198V229H197V231H193L192 230L194 233L192 231H185L184 235L180 234L179 231H181V229H182L180 227V225L184 224V222H185L184 217L185 216H183V215L181 216L180 215V217L183 218L182 219L183 223L182 224H180V223L178 224V220H180L181 218L179 219V218H176V217H179V214L182 213V212L176 210L178 205L176 207H174V204L172 202V201H174L173 199H174V197H175L177 192L178 193L176 195V199L179 198V199H177L178 201L182 199V201H184V202L186 201L184 199H186L188 197L187 195H189V194H191V196H189V197L194 199V197L192 196L193 192L194 193L197 192L195 194V196L197 198V201H199V202L202 199L200 197H204V194L207 196L208 200H207L206 196H205V199H203V200L208 201L207 204L203 203L205 206L203 205V207H202V203L201 202H206V201H202V200L200 202L201 204L199 202H197V203H199V205L197 203L196 204H197V206L202 207V210L205 208V211L204 212L202 211L203 212L202 214H203V217L205 215V219L208 222H209L210 219L213 220V221L211 220L213 223H211V221H210V223H211L210 226L213 224L212 226H215L213 228L214 229L217 228V230L215 229L216 232L219 231V230H220L219 232H221V233L218 232L219 233V237H220L219 238L217 236L215 230L214 231L213 230L210 231L212 227H210V230L207 229L210 232V233H207V235H209L210 237L212 235V237H215L216 240L218 239L220 241L221 244L220 243H218V244L222 246L223 250L219 246L220 247L219 248L220 249L219 253H221V251L223 253L226 252V249L229 247V245H228V247H226V245L229 242L233 243L234 245H235V243L238 244L237 242L239 241L238 239L241 236L240 230H241V226H242L240 224V222H241L240 221L241 220L240 214H238V213H240L239 207H238L239 204H238V201L236 199L235 192L231 188L230 182L226 181V179H228V178H226L227 174L223 173L224 171L221 170V168L220 169L218 168L219 171L216 170V167H218V166H216L214 164H217V163H216L215 160H213V157L210 155L209 150H207V149H209V146H207L208 144H206L204 142L205 141V139H204L205 136L202 133V130H200V128L202 126L199 123H201L200 121L207 117V115H208L207 108L208 107L205 106V104H204L205 101L201 100L202 97L198 101H195L200 96L197 93H196L197 94L196 96L194 95L196 90H195L194 94H191L194 97L190 95L193 98L187 97L184 100L187 103L183 102L185 104V105L183 104V106H182V103H180L181 105H178L179 103L176 104L173 101H171V99H170L171 96L168 93L169 90H172V88L173 89L175 87L178 88V87H181V85L184 86L185 84H187V83H189L191 81L192 77L196 74V70H197L196 62L191 60V59H189L187 56H183V55H187V54H184L186 51L183 49V47H181V45H177L178 43L174 42L171 37H168V39H162L161 36L157 38V36H154L153 32H152L151 36H150V33H149L148 36L147 35L141 36V39H140L139 38L140 37V32L139 31H141V30H139V27H137L138 30H139V31H137L136 25H135L134 22H133V26L135 28L133 26L129 27V24L132 23L130 21H133L132 18H129V17H132V16H128V18L126 20L125 19L126 15L125 14L122 15L123 11L120 14L119 10H116L117 8L119 9L122 6H124V8H125V4L121 5L122 0H121V3H120V1L115 0L117 3H119L121 5V6H119V7H117L115 9V12L118 11L119 14H117V13H115V15L111 14V17L108 18L109 21L105 18V16H107L105 11H101L102 9L104 10V7H106V6H104L102 8L103 4L106 3V0H100L101 2L99 0H97V1L92 0L96 4H98V6L94 2H91V0H89L91 2V7H89L90 5L87 6V4H90L88 0H87L88 1L87 3H86V0H81V1L78 0L79 1V2L77 1L78 3H80V2H82V3L80 5H78V3H76L77 6H73V7L77 8L78 6H80L81 7L80 10L76 9V8H75L76 10H74L72 7L70 9V5H67V4H70L71 0H62V1L58 0V1H56V3H58ZM103 1H104V3H103ZM107 1H109V2L112 1L110 3L111 6H112V4L116 3V2H113L114 0H111V1L107 0ZM25 2H27V1L26 0L22 1V3H25ZM31 2H33V1L32 0L29 1L30 5H31ZM74 2H76V1H73V3ZM109 2H107V3L109 4ZM5 3L6 2H4V4ZM13 3H15L14 0H13ZM92 3L95 4V5H93ZM9 4H11V3H9ZM32 4L34 6H36V4H39V2H36V0H34V2ZM84 4H85L86 7L83 6ZM25 5L27 6V4H25ZM25 5H24V8H25V10H27ZM81 5L83 6V8H82ZM6 6H7V4L4 5L5 8H6ZM10 6L11 5H9L6 10H8ZM20 6H22V7H20ZM20 6H19V8L18 7L16 8L18 11L21 8H23V4L20 5ZM46 6H45V8H46ZM2 7L3 6H1V8ZM38 7H39L38 10H39L40 6H38ZM42 7H43V4H42ZM115 7L116 6H113L112 8H115ZM28 8H31V7L28 6ZM110 8H107L108 12L113 10V9H110ZM124 8L122 7L121 10H124ZM11 9L12 8H10V10ZM65 9H67L69 12L67 11L68 12L67 13ZM21 10H24V9H21ZM38 10L35 9L36 13L33 14V15L36 16L37 12H40V10L39 11ZM81 10H83L82 11L83 13H81ZM18 11H16L15 13H20ZM76 11L79 12L80 18H78L79 17L77 15L78 12H76ZM98 11H100V12L98 13ZM127 11L128 10H126V12H124V13H127L128 15H131V14H129L130 12H127ZM2 12L3 11H0V14H2ZM4 12L7 13V11H5V10H4ZM9 12L10 11H8V13ZM43 13L46 15L45 11H43ZM112 13H114V12L112 11ZM3 14H5V13H3ZM20 14L18 16H20ZM39 14L41 15V12ZM74 14H76V15H74ZM83 14L87 15V16L85 15V18H87L86 20H84L85 18H84ZM103 14L105 16H103ZM48 15H46L47 18H48ZM82 15H83V17H82ZM88 15L91 17L92 20L89 18ZM116 15H121V16L116 17ZM10 16H11V14H10ZM30 16H31V14L29 15V18H30ZM60 16L63 19H61ZM73 17H74V19H73ZM102 17H104L106 19V21L104 23L101 22V20L103 19ZM121 17L122 18L124 17V18L121 19ZM113 18H114V20H112ZM17 19H18V17L16 16V20ZM36 19H37V17H36ZM80 19H81V21H80ZM88 19H90V20H88ZM93 19H94V21H93ZM95 19H99V20L96 21ZM105 19H103V20H105ZM50 20H44V21L51 22ZM87 20H88L89 23L87 22ZM128 20H130L129 24H128ZM17 21H20V20H17ZM84 21L87 22L88 24L92 23L91 25H93V22H94V26L96 25L95 28H93L94 26H92V28H91V25H87V23H85ZM90 21H91V23H90ZM41 22H43V21H41ZM49 22H48V24H49ZM98 22H101L100 26L101 25H103V26L99 27L98 26L99 25ZM23 23H21V24H23ZM52 23H50L51 26H52ZM60 23H58L57 25L58 26L64 25V24H62L63 22L61 24ZM68 23H70V25H68ZM71 23H73V24H71ZM54 24H55V22H54ZM74 24H76V25L74 26ZM28 25H29V23H28ZM38 25H36V26H38ZM43 25H44V22H43V24L41 26L43 27ZM71 25H73L74 27L71 26ZM79 25H80V27H78ZM20 26L21 25H19V27ZM47 26H49V25H47ZM113 26H115V27H113ZM121 26H122V28H121ZM35 27L32 26L33 29H35ZM42 27L40 29H42ZM44 27H45V25H44ZM61 28H62V26H60V28H58L59 29L58 32H60V36H62L61 32H63V30H62L63 28L62 29ZM115 28H116V30H115ZM130 28H132L133 31L130 30ZM53 29H56V28H53ZM53 29L51 28V30H53ZM92 29H95L97 31L94 30V32H93ZM107 29H108V31H107ZM127 29L129 30V32L128 31L126 32ZM46 30H45V32H46ZM79 30H81L80 33H79ZM87 30H90L91 34ZM98 30L99 31L101 30L102 32L106 31L105 32L106 34L102 33V35H101V31L99 32ZM117 30H119V31L117 32ZM48 31H49V29H48ZM53 31L56 32L57 29L53 30ZM83 32H86V34L88 35V39L85 36L86 34L83 33ZM111 32H112V34H111ZM142 32H144V31H142ZM158 32L160 33V31H158ZM158 32L156 33V35L159 34ZM33 33H32V36H33ZM66 33H65L64 36H66V38H67ZM108 33L110 35H112V36H110ZM132 33H135V35L132 34ZM17 34H19V35L17 36ZM56 34H59V33H56ZM127 34H129V35L127 36ZM144 34H146V32ZM52 35H53V33H52ZM53 36L55 37V35H53ZM60 36H58V37L56 36L57 39ZM64 36H62V37H64ZM131 36H132V38H131ZM16 37H18V38H16ZM28 37L31 40L28 39ZM144 37H146V38H144ZM147 37H149V39ZM50 38H51V36H49V39ZM68 38L66 40H68ZM134 38L135 39L139 38V39L135 40ZM164 38H167V37H164ZM49 39L47 38V40H49ZM76 39H78V40H76ZM156 39L159 42H161V43H159ZM23 40H25V41H23ZM26 40H30L31 43L28 44V42H27L26 45H25ZM73 40L75 42H73ZM84 40H86V41H84ZM134 40H135V42H134ZM166 40L168 42V43L166 42L167 44L170 43L173 46L175 45L174 49L171 48L172 46L170 44L168 46L169 48H171L170 50L168 49L167 46H163ZM153 41H154V43H153ZM47 42H46V45L48 44ZM56 42L58 43V41H56ZM59 42H61V41H59ZM76 42L78 43V45H77ZM43 43H41V44H43ZM75 43H76L77 46H74ZM166 43H165V45H166ZM59 44H58V46L61 45V44L60 45ZM71 44H73V45H71ZM19 45H21V46H19ZM30 45L32 47H29ZM48 45H47V47H48ZM54 45H55V43H54ZM58 46H57V48H58ZM19 47H20V49H19ZM65 47H67V46H65ZM69 47H68V49H69ZM59 48H58V52H60ZM61 48H63V45H62ZM47 49H44V51L47 50ZM54 49H56V48H53L50 51H53ZM63 49H65V48H63ZM81 49H83V50L80 51V53H78L79 50H81ZM39 50L41 52L43 51L42 48H40ZM171 50H172L173 53L171 52ZM177 51H179V53ZM48 52L49 51H47L46 54L45 53H42V54H45V56H47ZM174 52L177 53L178 55L177 54L174 55L173 57H175V58H173V60L171 58H168V57L172 56V54H175ZM55 53H56V51L53 52V54H55ZM77 53L80 56L79 58H77L78 57ZM62 54H61V56H62ZM66 54L64 55L65 57L63 56L64 61L66 59ZM71 54H72V56H73V54H75V55L73 57H71L70 56ZM167 54H168V56H167ZM51 55H52V53H51ZM76 55H77V57H76ZM57 56L62 58L59 55V53H58ZM176 56H177V58H176ZM182 56H183V58H182ZM54 58L55 57L53 56V59ZM74 58H75V60H74ZM77 59H79V61H77ZM46 60L48 61L49 58H47V59H45L43 61L41 60V61L42 62H44V61L46 62ZM53 62L55 63V62H57V60H55ZM53 62L51 63L52 67H53V64H54ZM49 64H50V62H49ZM70 64L72 65L71 62H70ZM54 65H57L58 67H60V65H58V63L54 64ZM62 65L64 67H62ZM65 65H66V63H65ZM39 66L41 68L43 67V66H41V64H39ZM50 66L49 65L46 66V70ZM57 66H56V68H57ZM56 68L54 66V68H53V69H55L54 71H56ZM61 68H59V69H61ZM70 68H72V67H70ZM43 69L45 70V68H43ZM36 72H37V70H36ZM50 72L52 73V71H50ZM60 72H56V74L54 72V75L57 76V74L60 73ZM61 73L58 76L59 78L61 76ZM68 73H70V71ZM39 74H41V73L39 72ZM35 75L37 76V74H35ZM83 76H84V78H83ZM50 77H52V76L50 75ZM16 78H17V76H16ZM31 78H33V77L31 76ZM59 78H57V83H59L58 82V80H60ZM78 78H76V80ZM85 78H86V80H85ZM42 79H43L44 83L47 82V80H44V77H42ZM45 79H46V77H45ZM30 80H32V83L30 82ZM62 80L63 79H61L60 82H62ZM49 82H51V80H49ZM37 83H35V84H37ZM52 83H48V84L51 85ZM57 83H55V84H57ZM146 83L148 84V86H150L149 91L147 90L148 88H147ZM53 85H51V86H53ZM54 87H53V89L56 88V87L55 88ZM61 87H59V88H61ZM7 88H8V86H7ZM65 89L68 91L69 94L66 93ZM195 97H197V98H195ZM188 98H189L190 101L187 100ZM19 99L21 101V98H19ZM19 99H18V101H19ZM191 99L192 100L194 99V100L192 101ZM60 100H62V99H60ZM22 102L21 103H22L23 108L21 107L20 103H19V108H20V110H23V111H29L31 109L33 110V108L37 106L36 105V106L33 107V105L30 104V101H29V103H28V105H30L29 109L28 108L26 109V106H25L24 103H27V102L23 101V100H22ZM65 106H62V107L64 108ZM64 113H62V114H64ZM62 116L64 118L65 115H62ZM24 117H26L25 121H26L27 118L29 120H31L30 117H27V116H24ZM19 121L22 122V125H24V123H25L24 126L27 125L26 127H28V126L30 127L29 123L31 121L30 122L29 121L24 122L23 119H20ZM66 126H65V128H66ZM19 128H21V127H19ZM22 128H24L23 130H26L25 127L22 126ZM152 130H153V132H151ZM148 131H150L151 133L148 132ZM66 132H68V131H66ZM73 132H75V133H73ZM141 132H143V133L141 134ZM61 133L59 135L60 139H61ZM33 134H32V136H33ZM36 134H39V133L37 132ZM36 134L33 137L36 138ZM51 134H52V132H51ZM51 134L49 136H51ZM55 134H56V132L53 134L54 136L52 135L53 139H55ZM58 134H59V132H58ZM58 134H56V135H58ZM73 134H74V136H73ZM137 134H139V135H137ZM143 134H145V135H143ZM152 134L156 138V141L154 140L155 143L153 142V138L148 140L150 138L149 136H152ZM115 135H116V137H115ZM46 136H47V134H46ZM111 136H113V137L111 138ZM117 136L120 137V139L122 137V140H123V138L126 139V141L123 140V141H125V142L122 141L123 144H121L122 142L117 144L116 143V141H117L116 138H118ZM140 136H142V137H140ZM143 136H147V138H145ZM139 137L145 139V140L143 139L144 143H143L142 139L139 140ZM28 138H30V137H28ZM40 138H37V139L40 140ZM47 138H50V137L47 136L46 139ZM50 139H52V138H50ZM120 139L118 138L117 142H119ZM47 140H49V139H47ZM134 140H136V141L134 143H132ZM145 143H147V144H145ZM150 143H151L152 146L151 145L149 146ZM35 144H37V143H35ZM53 144H57V143L53 142L52 145ZM205 144H206V146H205ZM131 145L136 146V147H133ZM140 145H142V146H140ZM146 145H148L150 149H152V148L153 149L150 150ZM123 146H124V149H123V151L120 152V148H123ZM143 146H144V150L142 151ZM153 146H155V148ZM145 147H146V149H145ZM126 148H128V150ZM129 148H132V149L135 148L134 149L135 151L132 150L133 151L132 152L131 149H129ZM125 149H126V151H125ZM156 149L158 150L157 152H156ZM117 150H118V152H117ZM146 150H147V152L149 150L150 154L147 153L148 155H146ZM207 151H208V153H207ZM122 152H123L124 156H126V157L121 155ZM163 152H166V153H163ZM138 153L141 154L142 157L145 155L143 158L144 159L146 158L145 163L147 164V168L145 167L146 164H144V167H139V165L142 166L143 163L142 164H140V163L144 162V160H142V157L140 155L141 158H139V160H142V161H137L138 158L136 157V154H138ZM159 153H160V156H158ZM205 153H207V155H209V156H207ZM50 154H53V153H50ZM54 155H52V156L54 157ZM131 155H132V158L135 159V162L137 161L136 163L135 162L133 163V161H134L133 159H130L132 161L129 160ZM151 155H153V156H151ZM204 155H205V157H204ZM148 156H149V158H148ZM167 156H168V158L170 160L167 158ZM210 157H211V159L214 162L211 161ZM160 159H161V163L159 161ZM207 159L210 160V162H208ZM53 160L55 162H53ZM125 161L127 162V164H126ZM128 161H130V162H128ZM147 161L148 162L150 161V164H152L153 167H150L149 163H147ZM162 161H163V163H162ZM24 162H25V165H27L30 161L28 163L26 161H24ZM153 162H155V163H153ZM169 162H170V164L172 162V164L168 165ZM128 163H129V165L133 163V166L130 165L128 167ZM32 164L33 163H30L29 165H32ZM124 164H125V166H124ZM135 164H138V165H135ZM173 164H176L178 167L176 165L174 166ZM41 165H42V168H41ZM46 165L48 167L50 166L49 167V171L50 172H48V173H47V170H48L47 168L48 167H46ZM161 165L163 167L165 166L166 170L168 168V171H165V168H163V170H162ZM23 166H24V168H23ZM155 166H156L157 170H156V168H154ZM126 167H127V169H126ZM148 167L154 168V170L150 171V170H148ZM129 168L131 169V171H130ZM142 168H143L144 171L142 170ZM33 169H35L34 172L32 171ZM134 170H136V171H134ZM145 170H148L150 173L153 172L152 174H155V175L159 174L158 177L159 176L161 177V179H159V183H161V184H163L162 182L164 181V179L166 181L167 180L166 178L168 177V180L166 181V183H167L166 187H167L168 184H171L174 181L173 182L174 185L171 184L168 187L171 188V187L176 185L175 188L173 187L174 191L176 193H175L174 197H172V200L168 199V201H169L168 204H167V202L165 200H167V198L169 196L166 197L165 200H164V197H163L164 195L162 196V194H165L164 192H167L166 188H165V184H163V186L162 185L160 186L158 182H155L156 180H158V179L155 180L157 175L154 176L155 178L153 176L150 177V173H148ZM155 170L157 172L158 171L159 172L156 173V172H154ZM177 170H178V172H177ZM29 171H31L33 173H31V172L29 173ZM128 171L131 174H133L134 172H136V173L131 175ZM169 171H171V172L174 171V172L171 173ZM37 172H40V173H37ZM41 172H42V175H41ZM144 172H146V173L144 174ZM167 172L169 173V175H168ZM220 172H222V174ZM139 173H140V175H139ZM165 173H167V174H165ZM46 174H45V171H44V175L43 176H46ZM146 174H149L147 176L150 177V178H148L149 179L148 183H147ZM161 174H162V176H161ZM93 176L94 177L95 176H100V177L99 178L97 177V179H98L97 180V179H95L96 177L94 178ZM102 176H104V178ZM227 177H229V176H227ZM89 178L90 179L94 178L92 180L94 182L96 180L97 182L94 183V182L90 181ZM152 178H154V179H152ZM140 180H141V182L142 181L143 182L146 181L145 183L149 185V188H151L150 192L147 191V187H146L147 185L145 184L146 186L144 187V184H141ZM86 181L88 182L89 185L87 184ZM99 181H101L102 184ZM108 181H109V183H108ZM73 183L74 184L80 183L79 184L80 188L79 189L76 188L78 186V184L74 185ZM151 183L153 185H151ZM72 184L75 186V188L72 187ZM141 185H143L144 188L142 187V189H141V187H140ZM157 185L160 186V187H164L165 191L163 193H161L160 190H163V188L161 189ZM152 186H154V187L156 186L157 189L155 188L156 189L155 190ZM176 188L180 191V193H179V191H177ZM195 188L199 189V191L201 193L198 190L196 191ZM193 189H195V190L192 193H189ZM167 190H168V188H167ZM187 190H190V191H187ZM158 191H160L159 194H158ZM169 191L171 192L172 190H168V192ZM146 192H149V196H150V193L154 192L153 196L155 194L156 198L155 197H151V196L150 197L152 199H154V200L155 199L157 200L156 203L153 202L155 204H157L158 201L161 202V198L163 197L162 199L164 201H162V202L164 204H167L166 209L164 210L165 206H161L160 208L161 209L163 208V210H161V209L158 210V213H159L158 214L156 212V210H157V208L159 209V206H157L155 204H154L155 206H153L152 205L153 203H150L151 206H153V211L155 213V214L154 213L152 214L153 211L151 209H149V207H150L149 205L150 204H147L151 200H149V199L147 200V198H144V197H146L145 195H147V197H149L148 194H146ZM155 192H157V193H155ZM168 192H167V194H168ZM186 193H187V195H186ZM167 194L165 196H167ZM170 194H168V195H170ZM173 194L171 196H173ZM178 194H181V195H178ZM75 196L72 195L70 197H72V198L74 197L75 198ZM177 196H179V197H177ZM184 197H186V198H184ZM190 198H189L190 201H194L195 200V202H196V198L194 200H191ZM198 199H200V200H198ZM124 200H125V203H124ZM177 200L175 201V204H179V202H177ZM190 201H188V198H187V203L188 204H190L189 203ZM129 202H131V203H129ZM159 202H158V205L159 204L163 205V203H159ZM195 202H191V204H193V203L195 204ZM183 203H182V205L184 207V205L186 203H184V204ZM120 204H122V205L120 206ZM188 204L185 205V207L186 206L189 207ZM191 204H190L189 211H190V209H192L193 210L192 211L193 214L192 213L190 214V212L187 211L188 209L187 208L185 209V207H184V209H185L186 212L183 211L185 213L188 212V214H185V215H187L185 218H188V219H189L190 215H191V219H193L192 215L194 217V212H196L197 214H198V212L199 213L201 212L200 211L201 209H198V208L194 207L195 205H192V207H191ZM122 206H124V207H122ZM179 206H178L177 209L181 208V210H183V208L181 206L180 207ZM211 206L215 207V210H212L210 212V207ZM84 207L82 209H84ZM154 207H155V210H154ZM172 207H174V210L177 211V215L178 216L175 215L176 211L173 212L174 210L172 209ZM146 208H148V209L146 211L144 210L145 212L142 211L143 209H146ZM195 208L198 209L199 211L198 210L194 211ZM208 209H209V211H207ZM140 210L142 212H140ZM166 210L169 211V214H168V212ZM148 211H150V212L152 211L150 213V215H148V213H149ZM163 211H166V212H163ZM171 212H172L173 215L176 216V217L173 216L172 217L173 219L171 218L173 221L169 220V218L172 216L170 214ZM178 212H180V213L178 214ZM163 213L164 214L166 213V215L168 214L167 216H169V217H167ZM82 214H84V213H82ZM92 214L94 215V217H93ZM197 214H195V216ZM161 215L162 216L164 215L163 218H165V216L167 217V219H166L167 221L165 220L166 221L165 225H164V223H162V222H164V219L162 220ZM206 216H207V218H206ZM214 216L217 218L216 220H214L215 219ZM174 217H175V219H178V220H175ZM199 217H201V216H199ZM226 217H227V222L229 220L230 224L228 223V225L230 227H228V225L226 224L227 223L226 222ZM74 218H76V217L73 216L71 218V222H72V220L74 221ZM82 218H83V216H82ZM92 219L95 220V221L93 220L94 223L91 221ZM191 219H189V220L192 222ZM195 219L196 218H194L193 221H195ZM197 219L199 220V218H197ZM201 219H202V221H204V219L202 217H201ZM158 220H160V221H158ZM217 220H218V225L215 224ZM187 221L188 220L186 219V223H187ZM200 221L201 220H199V222ZM223 221H224V223H223ZM231 221H233V222H231ZM236 221H237V223H234ZM79 222H77V223H79ZM88 222H89V225H88ZM160 222H161V225H162V226L160 225L162 227V229L160 227V230H159V228L157 227L158 224L157 225H155V224L156 223H160ZM169 222L170 223L172 222L171 224H174L173 225L174 226V230H172V227H170L171 224H169ZM179 222H181V221H179ZM92 223H93V225H92ZM166 223H167V225H166ZM175 223L177 224L176 227L179 225V228H181L179 230L178 227H177V230H178L179 233L175 229ZM195 223H197V221ZM192 224H191V226L193 228H195L194 226H196V227L199 226V228L202 227V225L195 224L193 226ZM201 224H204V223H201ZM221 224H222V226H221ZM224 224H226L227 226L224 225ZM186 225H189V228H192L189 223L185 224V225H182L183 227L185 226L186 230H189L186 227ZM239 225H241V226L237 227ZM217 226H220L219 230H218ZM225 226L228 229H226ZM165 227L168 228L167 229L168 231L171 228L170 233L168 231H166ZM231 227H232V230H231ZM203 228H204V225H203ZM221 229H222V231H221ZM225 229H226L227 233H225L226 232ZM163 230H165L168 234L164 236L163 233L165 231H163ZM204 230H206V229H204ZM230 230L232 231L231 235L233 233V235H232L233 237H231V235H230ZM234 230L236 231V234L234 233ZM173 231H175V232H173ZM82 232H84V233H82ZM157 232H158V234H157ZM176 232H177V234H180L179 236H184L185 237V235H188V234H190V235H188L189 238H188V236H186L185 238L184 237H178ZM186 232H188V233H186ZM190 232H192V233H190ZM183 233H184V230H183ZM205 233H206V231L204 232V234ZM87 234H88V236H87ZM160 234L163 235V237H162L163 239L161 238ZM169 234L172 235V236L170 237ZM191 234H192V237H193L192 239H190ZM200 234H201V232H200ZM174 235H176V236H174ZM213 235H216V236H213ZM168 236L170 237L169 239H173L172 240L173 242H175V240L179 239L180 243H178V244H181V245H178V247H177V246H175L176 244L173 245L171 243L172 241L168 242L166 240H165V243H166L165 244L164 243V239L166 237H167L166 239H168ZM201 236H204L203 233L199 236V238ZM210 237H208V238H210ZM235 237H237L236 238L237 241H235L236 240ZM160 238L163 241V243L160 240ZM201 238H205V236L201 237ZM210 239H207L209 241V243L211 242ZM212 239H213V241L215 240L214 238H212ZM79 240H81V239H79V237H78V238L75 239V242L76 241L80 242ZM218 240L216 242H218ZM204 241H206V240L204 239L203 242ZM213 241H212L213 245L215 246V244H216L218 246V244L217 243L214 244ZM167 242L169 243V245L172 244V246H174V247H171V245L169 246ZM177 242H178V240H177ZM200 242H199V244H201ZM82 243H83V245H85L86 243H89V242L87 241L86 243L85 242H82ZM187 243H185V244H187ZM192 243H191V245H192ZM204 244L205 245L207 244V246H208V247L206 246L207 248L211 247L206 242H204ZM86 245H87L86 248L88 249V244H86ZM94 246H92L93 249H95ZM181 246H182V248L185 249V253L186 254L183 253L184 249H182V254L183 255L181 254V249L179 248ZM199 246L200 245H198V247ZM201 246L203 247V244ZM201 246H200V248H202ZM231 246H232V244L230 245V247ZM92 247H89V248H92ZM172 248H174L175 250L177 248V250L179 251V255L180 254L181 255L179 256V255L176 254L177 255L176 256L175 253H178V251L173 250L175 256H172L171 253L173 251L170 252ZM195 249H197V248H194V250ZM204 249H201L200 251L204 253L205 252ZM190 251H192V252H190ZM189 252L191 254H187ZM200 254H202V253H200ZM211 261L214 262L213 264H225L224 262L220 263L221 260L216 261L215 259H211ZM211 261L210 262L208 261V262L211 264ZM108 262L105 263V261H104L102 263L103 264H108ZM102 263L100 262V264H102Z\"/></svg>",
    "mask_w": 264,
    "mask_h": 264
}]
</instances>
